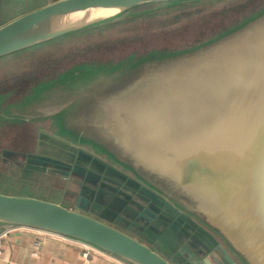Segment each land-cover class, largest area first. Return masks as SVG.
Returning a JSON list of instances; mask_svg holds the SVG:
<instances>
[{
    "label": "water",
    "instance_id": "95a60500",
    "mask_svg": "<svg viewBox=\"0 0 264 264\" xmlns=\"http://www.w3.org/2000/svg\"><path fill=\"white\" fill-rule=\"evenodd\" d=\"M196 1L203 0H53L0 25V58L150 4ZM153 58L167 65L136 77L144 84L126 86L133 89L127 94L95 95L98 113L87 126L99 136L88 138L103 152L47 128L61 146L54 149L73 163L72 172L100 186L102 194L108 192L104 184L115 189L144 211L131 209L134 218L127 226L123 215L114 219L80 207L82 196L72 208L0 192V235L25 227L85 243L126 264H191L189 257L179 260V254L149 238L145 227L161 221L162 237H175L172 232L181 227L193 236L202 233L214 264H264V5L208 40L121 61L140 69ZM59 99L50 95L24 114L55 126L76 98ZM37 157L44 165L55 161Z\"/></svg>",
    "mask_w": 264,
    "mask_h": 264
},
{
    "label": "rangeland",
    "instance_id": "374dc122",
    "mask_svg": "<svg viewBox=\"0 0 264 264\" xmlns=\"http://www.w3.org/2000/svg\"><path fill=\"white\" fill-rule=\"evenodd\" d=\"M51 1L53 0H0V25ZM263 5L264 0L150 4L96 27L1 57L0 76H15L14 81L20 91L14 96L15 99L20 96L23 104L14 107L20 112H31L32 105L45 103L50 95H59L58 102L76 98L59 113L52 128L62 137L86 146L92 145L97 151L103 152L102 146L88 138L99 136L87 126V122H93L98 113L95 112V95L110 96L106 92L112 90L117 94H127L133 89L126 86L137 81L139 85L144 84L140 81L142 73L146 77L167 65L166 62H158L153 58L154 62L149 59L139 69L140 64L131 65V60H121L152 49H179L208 40ZM116 62L119 65L103 66ZM21 76L26 77L25 82H18ZM138 76L141 78H136ZM136 87L134 85L131 88ZM4 96L7 100V94ZM0 126L1 193L36 197L72 208L76 207L77 196L82 195L92 204L90 212L96 209L98 213L106 212L114 219L123 215L128 221L125 223L127 226L132 222V210L139 209L115 189L104 184L102 189L105 188L108 192L102 194L98 191L100 186L96 188L85 183L82 176L70 170L57 173L50 169L49 164H43V168L34 166L35 148L26 143H15L20 139L18 131L22 133L25 128L28 130V125L17 123L11 127L0 121ZM45 127L50 128V125L46 124ZM81 130H84L83 135L79 133ZM2 149H15L16 153H3ZM28 152L33 153V157L25 155ZM84 191H91V197L87 198ZM94 203L98 205L94 206ZM112 203L115 207H111ZM144 221L146 220L140 221L142 226ZM149 224V227H145L148 228L149 238L155 242L160 241L174 253L177 247H174L168 235L157 236L156 226ZM183 243L188 246L189 251L201 258L203 264H214L211 257L216 256L213 253L204 255L205 249L196 248L185 240ZM209 260L212 263H208Z\"/></svg>",
    "mask_w": 264,
    "mask_h": 264
},
{
    "label": "flooded vegetation",
    "instance_id": "af4514ba",
    "mask_svg": "<svg viewBox=\"0 0 264 264\" xmlns=\"http://www.w3.org/2000/svg\"><path fill=\"white\" fill-rule=\"evenodd\" d=\"M14 78L15 76H11L10 74L4 75L3 77L0 76V121H2V124L4 125L8 124L11 127L16 126L17 123H20V125H28V130L27 128H25L26 130L23 131L22 133H19V131L17 130L18 136L20 137V139L18 138L15 141V143H26L27 146L30 145L35 148L36 156L48 157V158L55 160L52 162L48 161L46 163H49L50 169H53L57 173L58 172L63 173V171H69V170L73 171L74 169L73 163H70V161H67L66 159L64 160V155L61 152H58L57 150L54 149V148L58 149L61 146L55 140H53V138L50 136L52 135V133L51 131H49V129L54 127L53 121L50 120V121L43 122L41 121L42 118H38V117L31 118V116L26 115V113L24 114V112L18 111V109L14 107V106L23 104V100H21L20 96H17V99H15L14 95H16V92L20 91V87L17 88L18 87L16 86L17 82L14 81ZM24 79H26V77L25 78L22 77L21 80H19L18 82H25L26 80L24 81ZM7 88H8V91L6 92ZM4 94H7V100L5 99ZM10 105L12 107H10ZM46 124L50 125L49 129L45 127ZM0 129H1V126H0ZM31 130H33L35 134H31ZM34 164H35L34 166H38L39 168L40 167L43 168L44 166L40 162L38 157L34 158ZM84 192L87 193L85 194L87 195V198L91 197L92 195L91 191H84ZM84 197L82 196V198L80 199L79 205L82 208H86L90 210V208L92 207V204L91 202H87ZM78 198H79V195L77 196L75 200V205H76ZM139 211L143 212L144 210L139 209ZM156 219L157 217L153 218V220H156ZM147 226H150V224L148 223ZM153 226H156V229L158 231L156 235L159 237L166 231V227H165L166 224L162 223L161 221H159L158 224L156 222ZM181 229L182 227L172 232L173 234L176 235L175 237L174 236L172 237V235H168L169 239L173 242L174 247H177V249L174 250V253L179 254L178 255L179 260L185 261L189 257L191 264H203L204 262L198 261L195 256H191V254L189 253V250L186 252L181 250L183 248L182 246L184 245L183 240H185V242L186 241L190 242L196 248L205 249V245H203L200 241L201 240L200 235H202V233H199L198 235L193 236L194 232H190L191 234H189L188 232L182 231ZM133 231H136V228H134ZM205 254L206 255L210 254V252H207L206 250Z\"/></svg>",
    "mask_w": 264,
    "mask_h": 264
},
{
    "label": "crops",
    "instance_id": "0c3cea01",
    "mask_svg": "<svg viewBox=\"0 0 264 264\" xmlns=\"http://www.w3.org/2000/svg\"><path fill=\"white\" fill-rule=\"evenodd\" d=\"M77 245L42 237L33 232L12 231L0 236V264H126L105 253L86 259Z\"/></svg>",
    "mask_w": 264,
    "mask_h": 264
},
{
    "label": "built area",
    "instance_id": "2783aa9c",
    "mask_svg": "<svg viewBox=\"0 0 264 264\" xmlns=\"http://www.w3.org/2000/svg\"><path fill=\"white\" fill-rule=\"evenodd\" d=\"M12 231H22V232H29V233L33 232V233L41 235L42 237H48V238L56 240V241H62V242H66V243L68 242L70 244L77 245L83 249L82 254L86 259H88L92 255V253H94V254L95 253H103L99 249H97L93 246L87 245L85 243L75 241V240L69 239V238L61 236V235H57V234H53V233H49V232H44V231H39V230H34V229H30V228H25V227L10 228L7 231H5L2 235H6ZM2 235H0V236H2Z\"/></svg>",
    "mask_w": 264,
    "mask_h": 264
}]
</instances>
